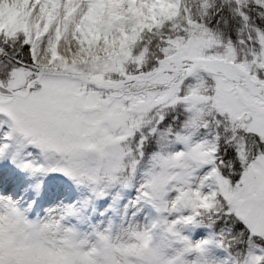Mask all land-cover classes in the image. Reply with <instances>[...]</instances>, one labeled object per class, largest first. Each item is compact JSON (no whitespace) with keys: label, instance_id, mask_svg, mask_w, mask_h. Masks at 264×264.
Listing matches in <instances>:
<instances>
[{"label":"snow or ice","instance_id":"1","mask_svg":"<svg viewBox=\"0 0 264 264\" xmlns=\"http://www.w3.org/2000/svg\"><path fill=\"white\" fill-rule=\"evenodd\" d=\"M0 264H264V0H0Z\"/></svg>","mask_w":264,"mask_h":264}]
</instances>
